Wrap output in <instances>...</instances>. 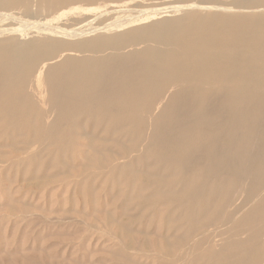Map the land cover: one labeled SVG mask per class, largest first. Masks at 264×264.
Returning a JSON list of instances; mask_svg holds the SVG:
<instances>
[{"label": "bare ground", "instance_id": "obj_1", "mask_svg": "<svg viewBox=\"0 0 264 264\" xmlns=\"http://www.w3.org/2000/svg\"><path fill=\"white\" fill-rule=\"evenodd\" d=\"M122 1L0 0V32L39 35L0 37V149L77 167L80 185L108 172L126 211L184 231L171 257L264 264V0H190L69 40L83 28L63 26Z\"/></svg>", "mask_w": 264, "mask_h": 264}, {"label": "rangeland", "instance_id": "obj_2", "mask_svg": "<svg viewBox=\"0 0 264 264\" xmlns=\"http://www.w3.org/2000/svg\"><path fill=\"white\" fill-rule=\"evenodd\" d=\"M194 2L123 0L120 7L114 4L108 11L90 14L86 21L63 29L87 30H78L81 35L69 38L80 41L107 35L92 30L115 26L130 17L138 19L148 10L161 9L162 14L144 24L138 22V26L158 21L164 15L178 17L182 13L176 11L179 9H169L168 14L165 9ZM31 22L15 21L13 28L0 32V37L25 28L23 41L38 38V30ZM0 150V264H189L192 260L195 252L190 244L174 250L172 257L165 248L168 243H178L177 237L184 231L174 230L160 213L153 218L148 210L126 211L125 198L107 181L108 172L96 174L80 185L75 183L77 167L65 174L58 168L37 171L21 164L26 153L13 154L14 150L7 147ZM50 160L51 156L44 158V166Z\"/></svg>", "mask_w": 264, "mask_h": 264}]
</instances>
